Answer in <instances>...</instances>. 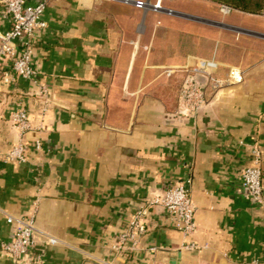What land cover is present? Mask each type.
I'll list each match as a JSON object with an SVG mask.
<instances>
[{
  "label": "crops",
  "instance_id": "1",
  "mask_svg": "<svg viewBox=\"0 0 264 264\" xmlns=\"http://www.w3.org/2000/svg\"><path fill=\"white\" fill-rule=\"evenodd\" d=\"M174 1L165 5L175 9ZM176 18L107 0H48L37 82L7 85L12 66L0 65V264H18L1 249L15 235L7 217L34 212L38 230L57 243L37 234L28 264H124L111 245L133 215L189 179L194 239L208 249L181 250L183 235L155 208L141 250L125 264H264V193L256 204L241 184L255 146L264 184V28L234 15L193 25L195 44L186 47L190 27ZM9 27L0 0V30ZM196 60L218 62L225 81L240 68L245 81L210 85L208 105L181 117V82ZM20 108L34 126L43 118L42 130L24 136L27 163L6 164L2 156L18 141L11 115Z\"/></svg>",
  "mask_w": 264,
  "mask_h": 264
},
{
  "label": "built area",
  "instance_id": "2",
  "mask_svg": "<svg viewBox=\"0 0 264 264\" xmlns=\"http://www.w3.org/2000/svg\"><path fill=\"white\" fill-rule=\"evenodd\" d=\"M29 0H1L5 7V15L10 27L0 30V65L10 63L12 73H6L3 81L12 84L17 78L26 81L37 82L39 70L34 63L36 42L38 35L47 28L43 20L44 12L48 6V0H36L33 5ZM122 3L142 10L145 14L149 12L165 14L171 17H182L184 13L165 5L166 1L174 0H107ZM220 12L231 15L234 9L228 5L221 4ZM264 38V35H263ZM216 61L196 60L184 71L180 87L179 107L175 114L181 117H194L200 109L208 105V88L215 85L221 88L228 81L233 84H242L245 81V71L232 67L228 72L227 80L216 76L219 69ZM173 73V71H170ZM45 92V90H44ZM11 122L18 135V141L2 156V162L27 163L28 147L24 142V136L33 130H42L43 118L37 126L32 125L28 111L20 108L11 115ZM35 148L43 151L44 145L41 140L35 141ZM254 166L243 171L241 184L244 193L252 202L263 203V173L261 169V152L258 147H253ZM162 209L170 220L172 226L179 231L184 241L181 247L183 251L201 253L208 249L194 239L198 232V224L195 218L196 207L192 200L191 180L171 185L163 193L155 194L148 203L141 207L127 223L126 228L120 233L117 241L111 245V250L122 263H126L129 255H134L141 250V240L148 232V216L151 210ZM7 221L15 227L13 242L2 243L3 253L12 258L18 264H28L24 259L34 249L37 234L44 237L47 243L56 244V239L38 230L36 225V212L27 217L8 216ZM105 264H110L105 262ZM254 264H261L255 262Z\"/></svg>",
  "mask_w": 264,
  "mask_h": 264
},
{
  "label": "rangeland",
  "instance_id": "3",
  "mask_svg": "<svg viewBox=\"0 0 264 264\" xmlns=\"http://www.w3.org/2000/svg\"><path fill=\"white\" fill-rule=\"evenodd\" d=\"M172 7L180 11H185V16L177 17L179 21H185L186 25V47L192 46L195 44L192 38L193 33L198 32L193 29V25L210 27L218 24H226L230 21L231 17L234 15H243L249 19V23L256 27V29L263 30L264 28V14L252 15L245 14L238 10L234 9V12L231 15L224 16L220 12V3L215 2L214 0H176L171 3ZM151 15V14H150ZM149 15V17H150ZM148 17V18H149ZM194 26V27H197ZM197 29V28H196ZM201 29V28H200Z\"/></svg>",
  "mask_w": 264,
  "mask_h": 264
},
{
  "label": "trees",
  "instance_id": "4",
  "mask_svg": "<svg viewBox=\"0 0 264 264\" xmlns=\"http://www.w3.org/2000/svg\"><path fill=\"white\" fill-rule=\"evenodd\" d=\"M245 14H264V0H214Z\"/></svg>",
  "mask_w": 264,
  "mask_h": 264
},
{
  "label": "water",
  "instance_id": "5",
  "mask_svg": "<svg viewBox=\"0 0 264 264\" xmlns=\"http://www.w3.org/2000/svg\"><path fill=\"white\" fill-rule=\"evenodd\" d=\"M262 37H263V35H262Z\"/></svg>",
  "mask_w": 264,
  "mask_h": 264
}]
</instances>
